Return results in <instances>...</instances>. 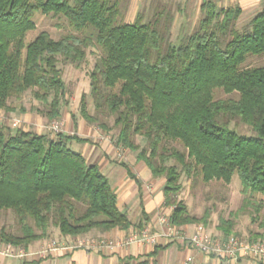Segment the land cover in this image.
I'll use <instances>...</instances> for the list:
<instances>
[{
	"label": "trees",
	"instance_id": "16d2710c",
	"mask_svg": "<svg viewBox=\"0 0 264 264\" xmlns=\"http://www.w3.org/2000/svg\"><path fill=\"white\" fill-rule=\"evenodd\" d=\"M130 2L0 0V110L11 111L8 100L30 92L46 106L48 120L60 117L65 84L58 63L83 62L91 38L53 40L45 31L28 43L25 37L35 29L34 14L62 17L73 30L89 31L100 49L89 75L94 106L114 116L116 144L135 153L154 179H164L170 224L207 221L177 200L182 176L229 184L237 174L243 208L248 196L264 195V68H240L248 56H264V9L241 24L239 6L202 0L196 27L174 44V15L164 0H151L146 17L141 12L125 22ZM216 89L237 99L214 100ZM80 113L95 121L84 97ZM235 120L255 136L230 129ZM73 141L91 143L75 134L52 137L0 124V211H12L19 226L17 235L2 229L1 242L27 248L49 237L51 227L72 238L142 228L118 208L98 167L69 148ZM233 227L221 219L217 228L228 236ZM247 241L264 243V219Z\"/></svg>",
	"mask_w": 264,
	"mask_h": 264
},
{
	"label": "rangeland",
	"instance_id": "374dc122",
	"mask_svg": "<svg viewBox=\"0 0 264 264\" xmlns=\"http://www.w3.org/2000/svg\"><path fill=\"white\" fill-rule=\"evenodd\" d=\"M178 1H180V3L176 6L177 0H164V3L169 6L174 15V21L170 32V40L174 44H177L180 37L190 34L200 19V11L196 8V5L191 6L190 0L185 2L184 0ZM213 1L216 2L215 0ZM170 2L173 3L171 4ZM148 5L149 3L147 2L143 5L139 4L136 6L133 5L131 0L124 21L133 22L136 16L141 12H143L146 17ZM33 20L35 29L26 35V43L32 41L40 32L45 31L53 40H59L66 36H71L78 40L84 37H90L91 45L86 49V58L83 62L69 64L60 61L58 63V69L61 72V77L65 84V102L60 106L59 118L48 120L45 113L47 111L46 106L34 99L30 92H26L19 100H8V107L11 111L7 112L0 110V124L9 127L11 131L15 129H24L35 133H47L52 137H54L57 132H52L50 127L58 124L60 126V133L68 135L75 134L80 138L90 140V150L95 147V150L100 152L101 155L109 156L112 159H135V153L116 144L118 131L113 128L114 116L108 115L107 112L96 109L94 106L91 96L89 75L95 62L101 56V51L95 45L91 33L89 31L78 32L73 30L62 17H54L51 15L44 16L36 13L34 14ZM246 21L247 19L241 18V24ZM240 68H264V56H248L240 65ZM82 97L85 99L88 115L95 119L93 122L84 119L80 113V102ZM213 98L214 100H236L237 95H228L221 89H216L213 91ZM78 128L80 129L79 133H77ZM229 128L244 137L255 136V133L249 126L237 120L231 121L229 123ZM137 143L141 146L143 145V141L140 138H137ZM87 147V144H78L74 141L69 144V148L72 151L82 156H84V151ZM87 164L93 165V163L89 162H87ZM181 185L182 189L178 194L177 200L181 201L187 207L191 216L198 219L207 216L206 224L201 222L196 223L191 225L193 228L194 226L200 225L206 232L213 236H224L217 228L220 220L232 221L234 227L230 235H237L236 237L247 240L249 233L257 229L258 221L264 219V195L256 194L250 198L248 196V202L242 208L244 196L241 193L240 181L237 174L232 176L229 184H224L220 181L204 183L200 177L195 175L189 178L182 176ZM258 206H260L259 212L256 211ZM253 218L257 221L252 222L251 219ZM2 229L6 233L13 235L19 234L17 219L12 211H0V232ZM137 231H139V229L132 228V230L128 232V235ZM49 232V237L42 239V242L36 244L34 249H28L33 252H38L44 249L48 242L60 241V238L62 240L65 238L72 239L71 236H60L58 230L53 227H51ZM92 232L78 237L95 238L99 241L103 240L98 235L92 234ZM106 240L107 239H104V241Z\"/></svg>",
	"mask_w": 264,
	"mask_h": 264
},
{
	"label": "crops",
	"instance_id": "0c3cea01",
	"mask_svg": "<svg viewBox=\"0 0 264 264\" xmlns=\"http://www.w3.org/2000/svg\"><path fill=\"white\" fill-rule=\"evenodd\" d=\"M151 0H132L133 5H143ZM187 0H184V2ZM220 7L239 6L241 18L250 19L264 9V0H215ZM202 0H190L191 6L199 10ZM171 4L173 2H170ZM180 1L177 0L176 6ZM178 10V9H177ZM176 10V11H177ZM79 128L77 133H79ZM40 134V133H37ZM84 151L83 158L86 162L93 163L99 171L108 179L110 186L117 198L118 208L126 213L132 225L141 224L143 227L152 226L155 230L157 215L163 213L170 216L171 207L164 206L163 187L164 179H154L148 168L136 159L124 160L112 159L109 156L101 155L95 150H90L89 144ZM128 168L131 176L125 167ZM187 234L193 232L191 225L178 227ZM129 231L111 230L103 234L92 232L106 241H122ZM60 240H62L60 238ZM37 241L28 246L34 249ZM190 259L192 264H221L219 261L201 255L183 240H174L169 243L157 246L151 245H129V246H103L94 251L74 250L49 252L42 257H34L28 260H15L0 257V264H138L148 261L149 264H185ZM240 264H264V262H253L241 260Z\"/></svg>",
	"mask_w": 264,
	"mask_h": 264
},
{
	"label": "built area",
	"instance_id": "2783aa9c",
	"mask_svg": "<svg viewBox=\"0 0 264 264\" xmlns=\"http://www.w3.org/2000/svg\"><path fill=\"white\" fill-rule=\"evenodd\" d=\"M52 132L60 133L58 124L50 127ZM173 208H171V211ZM155 230L152 226L143 227L137 232L128 235L122 241H104L95 238L75 237L74 239L65 238L60 241H51L47 246L33 252L22 246H14L10 243L0 242V257L28 260L34 257H42L49 252L86 250L94 251L103 246H129V245H151L169 243L174 240H183L188 242L192 249H195L201 255L213 258L221 264H240L241 260L253 262H264V243L249 242L236 236H213L198 225L194 226L193 232L187 234L185 231L170 224L169 217L164 214H158L156 218ZM185 264H192L188 259Z\"/></svg>",
	"mask_w": 264,
	"mask_h": 264
}]
</instances>
